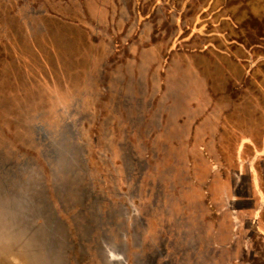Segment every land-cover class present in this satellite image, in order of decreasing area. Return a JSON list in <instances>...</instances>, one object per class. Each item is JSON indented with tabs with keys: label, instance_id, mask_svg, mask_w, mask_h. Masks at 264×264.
I'll use <instances>...</instances> for the list:
<instances>
[{
	"label": "rangeland",
	"instance_id": "obj_1",
	"mask_svg": "<svg viewBox=\"0 0 264 264\" xmlns=\"http://www.w3.org/2000/svg\"><path fill=\"white\" fill-rule=\"evenodd\" d=\"M65 122L74 181L47 146ZM20 175L72 209L87 264H264V0H0V180Z\"/></svg>",
	"mask_w": 264,
	"mask_h": 264
},
{
	"label": "crops",
	"instance_id": "obj_2",
	"mask_svg": "<svg viewBox=\"0 0 264 264\" xmlns=\"http://www.w3.org/2000/svg\"><path fill=\"white\" fill-rule=\"evenodd\" d=\"M12 178L0 180V264H87L89 241L81 234L80 239L74 238L72 209L54 213L52 201L42 196L38 177ZM99 216L103 220V214ZM115 220L116 214L107 219ZM84 227L86 231L88 225ZM98 246L105 250V244ZM104 252L109 261L119 260V248ZM25 254H32V260L23 261Z\"/></svg>",
	"mask_w": 264,
	"mask_h": 264
},
{
	"label": "water",
	"instance_id": "obj_3",
	"mask_svg": "<svg viewBox=\"0 0 264 264\" xmlns=\"http://www.w3.org/2000/svg\"><path fill=\"white\" fill-rule=\"evenodd\" d=\"M72 124L65 122L58 129L52 131L53 135L50 143H48V148H53V176L60 177L62 174H67L72 181L76 178V170L72 163L74 162V155L77 154V160L83 161L82 152L75 142H71V130ZM52 143V144H51ZM79 151V152H78ZM76 155V156H77ZM78 172V171H77ZM140 253L134 254V264L141 262L142 258L139 257ZM125 260V257H124Z\"/></svg>",
	"mask_w": 264,
	"mask_h": 264
}]
</instances>
